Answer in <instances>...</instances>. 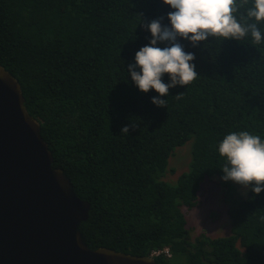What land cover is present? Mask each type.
Listing matches in <instances>:
<instances>
[{
	"label": "trees",
	"instance_id": "16d2710c",
	"mask_svg": "<svg viewBox=\"0 0 264 264\" xmlns=\"http://www.w3.org/2000/svg\"><path fill=\"white\" fill-rule=\"evenodd\" d=\"M172 11L163 0H0V65L20 83L54 168L91 205L81 225L91 250L151 257L169 248L172 258L156 257L158 264H264V191L247 187L248 197L229 206L228 237L192 242L183 212L199 205L206 179L227 192L236 184L222 179L227 134L264 140V43L250 34L195 47L178 38L197 77L170 88L157 107L159 94L141 92L128 69L150 46L147 25L170 28ZM258 27L264 40V22ZM162 81L171 83L167 74ZM192 139L189 172L176 185L159 180Z\"/></svg>",
	"mask_w": 264,
	"mask_h": 264
},
{
	"label": "water",
	"instance_id": "95a60500",
	"mask_svg": "<svg viewBox=\"0 0 264 264\" xmlns=\"http://www.w3.org/2000/svg\"><path fill=\"white\" fill-rule=\"evenodd\" d=\"M81 200L42 138L20 83L0 65V264H158L114 250H91Z\"/></svg>",
	"mask_w": 264,
	"mask_h": 264
},
{
	"label": "clouds",
	"instance_id": "9594fccd",
	"mask_svg": "<svg viewBox=\"0 0 264 264\" xmlns=\"http://www.w3.org/2000/svg\"><path fill=\"white\" fill-rule=\"evenodd\" d=\"M163 3L174 10L168 14L171 27L162 26L160 20L148 24L152 35L150 46L136 53V63L128 69L141 92L155 90L159 94L152 99L157 107H165L167 101L160 97L168 96L170 88L188 85L197 77L192 63L194 55L184 51L178 38L189 40L195 47L197 42L210 37L239 41L250 34L254 43H264L258 27L264 22V0H163ZM241 9L245 12L238 21ZM158 42L170 46L160 48L156 46ZM165 74L171 83L162 81ZM128 132L129 127L122 129V133ZM219 153L226 159L221 170L224 181L250 187L256 194L264 191V140L260 136L246 131L227 134L219 144Z\"/></svg>",
	"mask_w": 264,
	"mask_h": 264
},
{
	"label": "rangeland",
	"instance_id": "374dc122",
	"mask_svg": "<svg viewBox=\"0 0 264 264\" xmlns=\"http://www.w3.org/2000/svg\"><path fill=\"white\" fill-rule=\"evenodd\" d=\"M194 139L185 146L176 149L169 160V170L159 180L176 185L179 177L189 172L192 163ZM192 148V149H191ZM248 197V188L235 184L230 192L207 179L201 185L198 194L199 205L192 210L183 208L189 224L188 239L195 242L199 237L211 239L228 237L231 234L229 206ZM171 251V250H170ZM172 253V251H171Z\"/></svg>",
	"mask_w": 264,
	"mask_h": 264
},
{
	"label": "built area",
	"instance_id": "2783aa9c",
	"mask_svg": "<svg viewBox=\"0 0 264 264\" xmlns=\"http://www.w3.org/2000/svg\"><path fill=\"white\" fill-rule=\"evenodd\" d=\"M172 256L173 255L169 248H164L162 250L154 251L151 255L152 258L163 257V258H168V259H171Z\"/></svg>",
	"mask_w": 264,
	"mask_h": 264
}]
</instances>
